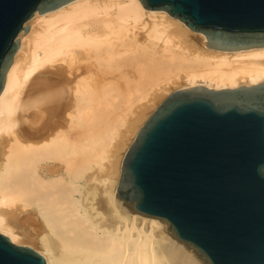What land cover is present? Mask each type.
Here are the masks:
<instances>
[{
    "label": "bare ground",
    "instance_id": "6f19581e",
    "mask_svg": "<svg viewBox=\"0 0 264 264\" xmlns=\"http://www.w3.org/2000/svg\"><path fill=\"white\" fill-rule=\"evenodd\" d=\"M35 16L42 27L21 36L0 96L1 233L41 243L48 264H176L160 221L117 205L120 153L173 85L264 81V47L211 49L141 0Z\"/></svg>",
    "mask_w": 264,
    "mask_h": 264
},
{
    "label": "water",
    "instance_id": "95a60500",
    "mask_svg": "<svg viewBox=\"0 0 264 264\" xmlns=\"http://www.w3.org/2000/svg\"><path fill=\"white\" fill-rule=\"evenodd\" d=\"M75 0H0V96L36 13ZM222 51L264 47V0H141ZM117 205L160 221L176 264H264V81L174 90L127 150ZM0 264H47L0 232Z\"/></svg>",
    "mask_w": 264,
    "mask_h": 264
},
{
    "label": "rangeland",
    "instance_id": "374dc122",
    "mask_svg": "<svg viewBox=\"0 0 264 264\" xmlns=\"http://www.w3.org/2000/svg\"><path fill=\"white\" fill-rule=\"evenodd\" d=\"M168 15L169 16H171L169 13H168ZM172 18H174L173 16H171ZM174 19H176V18H174ZM181 21V20H180ZM182 22V21H181ZM182 23H184V22H182ZM29 24L30 25H33V27H35V28H37V29H39V28H41L42 27V21H41V19H38L36 16L29 22ZM185 24V23H184ZM32 30V29H31ZM191 33H193L194 35H196V36H198L199 37V39H203V35L202 34H200V33H197V32H194V31H192L191 29L189 30ZM30 32V31H29ZM22 36V35H21ZM21 40H22V38H21ZM22 42V41H21ZM202 41L200 40V41H198L197 43H199V45H201L202 43H201ZM25 46H27L28 47V44H25ZM184 81V80H183ZM185 82H186V80L182 83V85H180V86H177V85H173L172 87V89H170L169 90V92H163V94L165 93V95H163L162 94V97H161V99L160 100H158L157 102H154V103H152V105H151V107L149 108V111H147V115H144V117L141 119V121H140V123H139V125H138V128L136 129V132L134 133V132H132L131 134H129V135H131L130 137H129V141H128V143H127V146L124 148V150L123 151H121V153H120V159H121V163H122V161H123V159H124V157H125V154H126V152H127V150L129 149V147H130V145L132 144V142L134 141V139H135V137L137 136V133H138V131L140 130V128L143 126V124L146 122V120L149 118V116L152 114V112L159 106V104L171 93V92H173L174 90H176V89H179V88H183L184 86H186V84H185ZM183 84H184V86H183ZM128 135V136H129ZM121 155H122V158H121ZM121 168H122V166H121ZM1 232V231H0ZM18 244V243H17ZM20 245H32L31 247H33V248H35L36 250L37 249H41L42 250V245H41V243H40V245H39V243L37 242V243H35V244H32V243H25V242H23L22 244H20ZM35 245V246H34ZM38 251V250H37ZM42 252V251H41ZM40 252V253H41ZM42 254V253H41ZM43 256H45V255H43ZM46 258V257H45ZM47 264H48V262H47Z\"/></svg>",
    "mask_w": 264,
    "mask_h": 264
}]
</instances>
